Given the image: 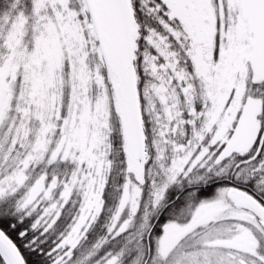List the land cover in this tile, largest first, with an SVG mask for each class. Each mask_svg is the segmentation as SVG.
Wrapping results in <instances>:
<instances>
[{
	"label": "snow or ice",
	"instance_id": "snow-or-ice-1",
	"mask_svg": "<svg viewBox=\"0 0 264 264\" xmlns=\"http://www.w3.org/2000/svg\"><path fill=\"white\" fill-rule=\"evenodd\" d=\"M0 264H264V0H0Z\"/></svg>",
	"mask_w": 264,
	"mask_h": 264
}]
</instances>
